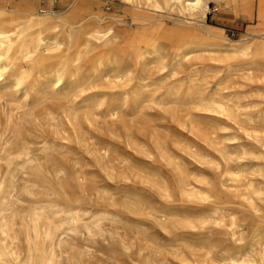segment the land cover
<instances>
[{"label": "rangeland", "instance_id": "374dc122", "mask_svg": "<svg viewBox=\"0 0 264 264\" xmlns=\"http://www.w3.org/2000/svg\"><path fill=\"white\" fill-rule=\"evenodd\" d=\"M78 2L89 24L115 34L68 66L74 96L36 100L48 59L27 68L19 92L0 90V179L13 175L16 251L26 253L25 232L33 240V209L51 203L38 241L55 249L54 264H264V55L247 72L225 53L240 38L264 43V0H206L216 10L193 21L167 0ZM165 30L183 33L181 48ZM184 49L193 52L183 58ZM22 140L39 176L8 153Z\"/></svg>", "mask_w": 264, "mask_h": 264}, {"label": "bare ground", "instance_id": "6f19581e", "mask_svg": "<svg viewBox=\"0 0 264 264\" xmlns=\"http://www.w3.org/2000/svg\"><path fill=\"white\" fill-rule=\"evenodd\" d=\"M56 1L57 0H45V1L44 0H0V90L7 88V87H13L16 92H19L20 88L26 83L29 77L30 73L27 68L36 67L42 64L45 59H48L52 61L51 66H49L48 68L45 67L46 69L43 70L41 74L42 77H44L45 75H48V78L43 83L44 84L43 88L37 92L36 100L38 99L40 100V98L44 97V95H51L55 98L59 96L60 98H64V99L72 97L74 96V91L78 89V85L75 79L68 81L67 83V78L69 77L67 75L68 66L72 65L74 67H78L83 62L87 53L94 50L97 46L99 47L100 44L102 43L105 44V42L109 41L114 36L115 30L112 26H107V27H101L99 25L93 26L87 22L90 16V12H89L90 8L86 3L78 2V0H60L58 2V6H57L58 8L54 6L56 10H52L51 7L55 4ZM129 1L139 2L140 0H129ZM167 2L170 3L172 6L180 9L183 12V14H185L187 18L192 21L197 19V17H205V11L208 10V5H207L206 0H167ZM164 3H166V0ZM257 10H258L257 13L259 14V16L264 18V2L259 3ZM99 19H100V16H97V20ZM186 22H189V21H186ZM198 26L199 25H197V27ZM162 32H163L162 35L166 37L170 36V38L171 37L174 38L176 45H177V49L182 47L180 46V43H179L183 35L182 32H178L177 34L170 33L167 30L162 31ZM207 32L211 33L210 30H208ZM149 36H152V35H149ZM132 39H135V38L132 37ZM142 40L143 39L141 38V40H138V42H141ZM144 40L148 41V38L146 37L144 38ZM111 42L112 41H110L109 44H111ZM136 42H134V45L138 44ZM149 45L153 49L154 52H157V45L155 43V40L151 42ZM220 45H222V43ZM223 46H224V43H223ZM225 47H226L225 53L236 55L237 57H239L240 61L246 66L244 67V69L247 72L250 71L252 68L257 67L258 61L264 55V43L261 41L254 42L251 40V38H240L237 41H229L227 42ZM70 50H75L73 56L66 57L65 53H68ZM192 52L193 50L184 49L183 58L184 57L187 58ZM99 58L101 57L99 56ZM157 58H159V56H157ZM97 60H98V63L103 64V62H101L99 59ZM48 63L49 62H47V64ZM257 69L258 68H256L255 71H257ZM242 72L244 71L242 70ZM79 74L81 73L79 72ZM72 76H75V74L73 73ZM89 94L91 93L89 92ZM26 102L27 101H25V103ZM59 105L61 106V103ZM217 106L221 110L223 109L222 104L219 103L217 104ZM45 107L48 108L47 106ZM10 109H13V108H10ZM136 109L138 111V108ZM17 112H18L17 114H19L20 111H17ZM116 113H118V111H116ZM36 149L38 148L36 147ZM8 153L14 156L17 166L21 168H29L30 170L33 171V174L35 176H39L42 173L40 167L36 164V159L32 157V149L30 147V142H26L23 140L19 141L16 144V148L12 151H8ZM7 175H8L7 178L4 176L2 179H0V263L2 264H54V258L56 256L55 249L52 247L44 249L42 246V243L38 241V239L40 238V224L43 222L45 223V220H47L46 216L49 212H51V210H53L54 204L48 203L45 206H36L33 209L32 225L30 228L31 234L33 235V240L29 238V233L25 232V236L28 238V248L26 250L25 255L23 257L20 256L19 253L14 248V242L18 240V237L11 233V228H10V225L12 224L16 216L12 215V217L10 218H7L6 216V210H8L7 205H6V199H7V196L11 194L12 178H13V175L10 173V171L8 172ZM16 177H20V176H16ZM62 186L63 185H61V187ZM42 191L41 193H43ZM26 205L24 208H26ZM72 220L75 221L76 218L72 217ZM232 221L234 220L232 219ZM51 227L52 226L50 222H48L47 236H50L52 234ZM256 229H259V228L257 227ZM250 232H253V231H249V233ZM221 258L220 260H222ZM239 261L241 264L245 263L244 260H239Z\"/></svg>", "mask_w": 264, "mask_h": 264}, {"label": "built area", "instance_id": "2783aa9c", "mask_svg": "<svg viewBox=\"0 0 264 264\" xmlns=\"http://www.w3.org/2000/svg\"><path fill=\"white\" fill-rule=\"evenodd\" d=\"M215 10H216L215 7H210V8L208 9V11L206 12V14H210L211 12H213V11H215Z\"/></svg>", "mask_w": 264, "mask_h": 264}]
</instances>
